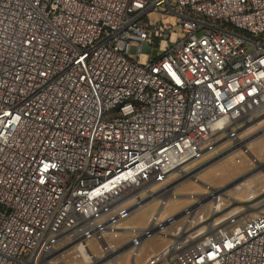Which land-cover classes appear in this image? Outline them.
<instances>
[{"label":"built area","instance_id":"built-area-1","mask_svg":"<svg viewBox=\"0 0 264 264\" xmlns=\"http://www.w3.org/2000/svg\"><path fill=\"white\" fill-rule=\"evenodd\" d=\"M262 120L264 0H0V264H138L154 237L145 264H264V197L197 236L162 216L171 176Z\"/></svg>","mask_w":264,"mask_h":264},{"label":"rangeland","instance_id":"rangeland-1","mask_svg":"<svg viewBox=\"0 0 264 264\" xmlns=\"http://www.w3.org/2000/svg\"><path fill=\"white\" fill-rule=\"evenodd\" d=\"M238 138V144L232 140L231 133L215 139L184 168L181 177L176 174L166 181L168 184L179 179L173 191L175 198L169 199L162 212L163 218L180 214V225H183L185 211H190L196 222H203L193 232V236H197L206 227L231 223L241 215L254 212L253 207L264 197V120L241 132ZM216 193L221 199V212L212 218L215 207L213 194ZM218 193L225 194L221 196ZM160 204L159 200H154L135 211L123 222V228H146ZM128 238L122 236L120 241L124 243ZM170 244L171 239H149L140 250L138 264H145L151 256L165 252ZM128 254L122 255L121 264H128Z\"/></svg>","mask_w":264,"mask_h":264},{"label":"bare ground","instance_id":"bare-ground-1","mask_svg":"<svg viewBox=\"0 0 264 264\" xmlns=\"http://www.w3.org/2000/svg\"><path fill=\"white\" fill-rule=\"evenodd\" d=\"M238 142V141H237ZM238 143H240V142H238ZM201 154V153H200ZM199 154V155H200ZM219 194V193H218ZM224 194L225 193H221V194H219V195H221V196H224ZM209 196V195H208ZM210 197H213V196H210ZM219 198V196H217V193L216 194H214V200H215V210L213 211V215H212V218H215V217H217L219 214H220V209H219V204L217 203V199ZM249 209L251 210V208L249 207ZM210 229V228H209Z\"/></svg>","mask_w":264,"mask_h":264}]
</instances>
